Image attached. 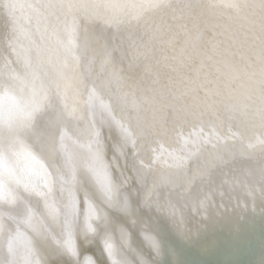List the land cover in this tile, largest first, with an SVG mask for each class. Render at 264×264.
I'll return each mask as SVG.
<instances>
[{
	"label": "bare ground",
	"instance_id": "1",
	"mask_svg": "<svg viewBox=\"0 0 264 264\" xmlns=\"http://www.w3.org/2000/svg\"><path fill=\"white\" fill-rule=\"evenodd\" d=\"M259 4L0 0V264H264Z\"/></svg>",
	"mask_w": 264,
	"mask_h": 264
},
{
	"label": "snow or ice",
	"instance_id": "2",
	"mask_svg": "<svg viewBox=\"0 0 264 264\" xmlns=\"http://www.w3.org/2000/svg\"><path fill=\"white\" fill-rule=\"evenodd\" d=\"M156 6H158V5H156ZM69 7H71V5H69ZM232 7L236 8L237 13H239L242 9L249 7V5L246 4V3L245 4H236V5H232ZM259 7H260L261 12H262L261 30H262V33H264V0H260ZM241 27H243V25ZM248 31H251V29H248ZM245 38L246 39L248 38L247 34L245 35ZM262 43H264V40H262ZM113 76H114L115 79L119 80V75L115 71L113 72ZM261 113L264 114V108L261 109ZM29 118H31V114H29ZM51 127H52L53 135H55L56 128H57L56 123L53 122ZM95 155L99 156V152H97ZM112 190H113L112 187H110L108 185H105L104 191H105L106 194L107 193H111ZM67 246H68V251H70L73 255H75L76 254V249H75V245H74V243L72 241L70 233H69V239L67 241Z\"/></svg>",
	"mask_w": 264,
	"mask_h": 264
}]
</instances>
